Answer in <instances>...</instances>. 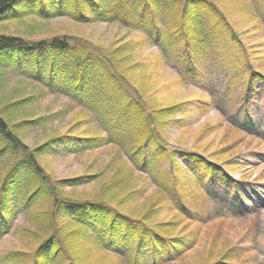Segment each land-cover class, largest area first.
<instances>
[{"label": "trees", "instance_id": "16d2710c", "mask_svg": "<svg viewBox=\"0 0 264 264\" xmlns=\"http://www.w3.org/2000/svg\"><path fill=\"white\" fill-rule=\"evenodd\" d=\"M224 9L222 0H0V24L28 19H69L84 26L112 22L143 34L133 43L123 38L111 46L79 35L33 40L0 34L2 87L14 74L31 79L77 101L94 118L73 124L66 133L47 135L42 144L30 145L25 128L47 123L64 110L36 118L24 113L34 106L38 95L17 94L0 105V241L15 231L24 240L36 241L32 252L16 248L0 253V264H92L101 254L111 255L117 264H182L196 246L190 229L206 215L194 211L186 201L177 173L181 169L178 154L187 157L194 173L198 171L207 182L202 200L208 195L218 198L234 215L248 211L244 203L254 196L245 191L243 181L229 176L218 161L213 163L197 151L173 149L165 141L171 123L186 112L181 101L159 102L156 95L161 93L153 92L158 86L148 87L134 79L136 71L146 67L134 61L133 53L151 44L163 48L165 62H175L181 71L178 80L201 76L202 61L219 49L217 37L231 38L234 44L239 39ZM159 16L166 28L160 25ZM245 54L243 50L232 55L236 65L245 64L249 58ZM9 67L11 77H7ZM224 71L229 77L231 71ZM241 73L244 87L231 106L234 104L237 115L243 117L231 116L228 123L234 130L258 132L264 139V131L251 113L258 93L256 84L264 85V74L256 68ZM230 88L226 85V90ZM197 100L196 109L214 102L210 95L208 99L200 95ZM94 124L101 130H93ZM66 142L73 148L71 153L113 146L125 166H113L110 161L109 168H119L98 193L80 197L76 189L101 178L106 170L97 175L54 178L42 159ZM222 149V154L228 150ZM164 161L170 162V171L162 168ZM147 174L155 179L162 195L142 213L126 212L125 205L145 197L146 191L142 186H128L124 197L114 193L135 179L137 183L146 179ZM161 213L166 214L163 220L159 219ZM19 217L25 221L21 227L17 225ZM230 252L213 264H231Z\"/></svg>", "mask_w": 264, "mask_h": 264}, {"label": "rangeland", "instance_id": "374dc122", "mask_svg": "<svg viewBox=\"0 0 264 264\" xmlns=\"http://www.w3.org/2000/svg\"><path fill=\"white\" fill-rule=\"evenodd\" d=\"M222 2L225 7L224 12L228 14L229 21L235 25L239 39L234 44L230 42L231 38L228 40L217 37L216 46L219 49L213 55L208 54V57L202 61L203 74L199 76L200 78L187 77L178 80L181 71L175 62H165L163 48L151 44L133 53V58L137 59L134 61L147 69L150 68L147 76H143L146 74V68L138 69L134 79L148 87L158 86L153 92L161 93L156 95V100L158 99L159 102L179 99L186 109V112L174 119L164 135L165 141L173 149L197 151L213 163L215 160L218 161L227 169L229 176L245 183L244 188L249 196H254L251 202L244 203V208L248 211L240 215H234L232 211L224 209L225 203L218 198L212 199L213 197L208 195L207 199L202 200L200 195L205 191L204 183L207 182L202 179L198 171L194 173L189 162H186L187 157L178 154L177 159L181 169L177 173L180 176L179 183L184 189L186 201L194 211H203L206 215V218L195 222L190 229L196 246L185 256L182 264H213L222 260L232 250L234 252H230L231 258L230 261L228 260L231 264H264V208L261 207V202L264 200V139L258 132L234 130L229 124L231 116L243 117L241 114L237 115L238 108L234 104L231 106L234 98L241 94L244 87L242 70L256 68L264 74V0H222ZM159 20L160 25L166 28L165 20L160 16ZM4 33L33 40L57 34L79 35L104 46H111L123 38H127V41L132 43L143 38L142 33L130 31L119 23L99 22L84 26L69 19H56L51 22L33 19L25 22H7L0 24V34ZM243 50L249 58L245 60V64L236 65L232 55H240ZM224 69L231 71L229 77L226 76ZM12 75L13 71L9 67L7 77ZM228 84L232 88L226 90ZM256 86L258 93L251 113L264 131V85L258 81ZM0 89L3 90L0 92V105L9 103L17 94H23L25 97L38 95L34 106L24 110V113L27 111L34 118L57 115L64 110L58 117L50 118L47 123L39 122L25 128L30 133L27 140L30 145L44 143L47 135L57 132L66 133L73 124L84 121L87 117L92 121L94 119L92 113L79 106L77 101L65 97L62 93L52 92L31 79L18 77L16 74L3 87L0 85ZM200 95L207 99L210 95L214 102L209 103L205 109H196ZM92 129L101 130L97 124H94ZM222 148L228 149L226 153L222 154ZM70 151H73V148L66 142L54 147L52 154L42 159L44 167L54 178L97 175L106 170L101 178L76 189L80 197H90L98 193L102 185L107 182V177L119 168H109L110 161L113 166L119 163L121 167L125 166V160L118 157L117 150L113 146H105L90 152L71 153ZM162 168L170 171V162L164 161ZM133 182L121 187L114 196L124 197L128 189L142 186L141 189L146 191V196L125 205L126 212L142 213L162 195L160 193L162 190L156 187L155 179L148 174L146 179L144 177L138 183ZM126 187L128 189H125ZM168 201L172 202L171 199ZM165 215L161 213L159 219L161 220ZM24 222L19 217L17 225L21 227ZM35 243V239L24 240L15 231L0 241V253L16 248L28 249L32 252L36 249ZM99 263L117 264L118 262L111 255L101 254L92 260V264Z\"/></svg>", "mask_w": 264, "mask_h": 264}]
</instances>
